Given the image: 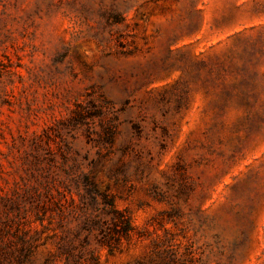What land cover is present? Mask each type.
Instances as JSON below:
<instances>
[{"label":"rangeland","instance_id":"374dc122","mask_svg":"<svg viewBox=\"0 0 264 264\" xmlns=\"http://www.w3.org/2000/svg\"><path fill=\"white\" fill-rule=\"evenodd\" d=\"M0 264H264V0H0Z\"/></svg>","mask_w":264,"mask_h":264},{"label":"trees","instance_id":"16d2710c","mask_svg":"<svg viewBox=\"0 0 264 264\" xmlns=\"http://www.w3.org/2000/svg\"><path fill=\"white\" fill-rule=\"evenodd\" d=\"M125 220H126V223L124 225V232H125V234H128L130 232V230L132 229V227H131V223H130L129 218H126ZM103 239H105V241H103V242H106V244H108V241H106L107 239H106L105 235H104Z\"/></svg>","mask_w":264,"mask_h":264}]
</instances>
